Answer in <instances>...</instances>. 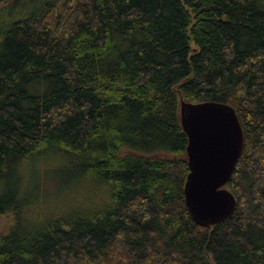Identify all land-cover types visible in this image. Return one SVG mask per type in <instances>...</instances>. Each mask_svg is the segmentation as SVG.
I'll use <instances>...</instances> for the list:
<instances>
[{
	"label": "trees",
	"instance_id": "trees-1",
	"mask_svg": "<svg viewBox=\"0 0 264 264\" xmlns=\"http://www.w3.org/2000/svg\"><path fill=\"white\" fill-rule=\"evenodd\" d=\"M181 99L243 130L215 226ZM1 219L0 264H264V0H0Z\"/></svg>",
	"mask_w": 264,
	"mask_h": 264
},
{
	"label": "water",
	"instance_id": "water-1",
	"mask_svg": "<svg viewBox=\"0 0 264 264\" xmlns=\"http://www.w3.org/2000/svg\"><path fill=\"white\" fill-rule=\"evenodd\" d=\"M179 117L188 140L185 206L195 223L215 226L235 209V198L225 186L242 152L243 130L235 110L224 103L181 99Z\"/></svg>",
	"mask_w": 264,
	"mask_h": 264
},
{
	"label": "rangeland",
	"instance_id": "rangeland-1",
	"mask_svg": "<svg viewBox=\"0 0 264 264\" xmlns=\"http://www.w3.org/2000/svg\"><path fill=\"white\" fill-rule=\"evenodd\" d=\"M54 177H49L47 176L44 172H40L39 175L37 176V184L40 187H42V190L45 191L47 194H53V182ZM64 196V191L61 190V194L60 196ZM55 202L53 203L54 206H57L59 203H56L58 200H54ZM56 209H59V207H57ZM4 220L1 219L0 221V230L3 228L4 226Z\"/></svg>",
	"mask_w": 264,
	"mask_h": 264
}]
</instances>
